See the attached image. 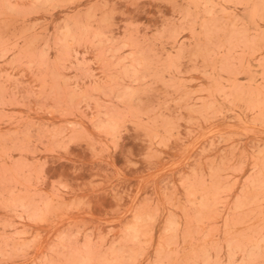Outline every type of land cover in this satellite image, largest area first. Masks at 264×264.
<instances>
[{"label":"rangeland","instance_id":"1","mask_svg":"<svg viewBox=\"0 0 264 264\" xmlns=\"http://www.w3.org/2000/svg\"><path fill=\"white\" fill-rule=\"evenodd\" d=\"M0 264H264V0H0Z\"/></svg>","mask_w":264,"mask_h":264}]
</instances>
